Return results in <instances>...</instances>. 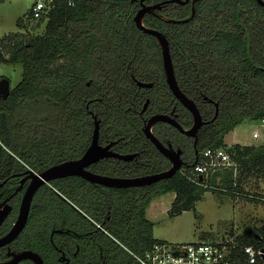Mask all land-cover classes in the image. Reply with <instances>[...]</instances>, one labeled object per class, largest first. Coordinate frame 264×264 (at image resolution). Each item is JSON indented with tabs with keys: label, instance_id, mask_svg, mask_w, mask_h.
Segmentation results:
<instances>
[{
	"label": "trees",
	"instance_id": "trees-1",
	"mask_svg": "<svg viewBox=\"0 0 264 264\" xmlns=\"http://www.w3.org/2000/svg\"><path fill=\"white\" fill-rule=\"evenodd\" d=\"M164 1L57 0L37 20L45 25L41 35L13 33L0 39V65L22 67L21 81L6 99L0 98V179L22 163L47 168L81 157L91 141L93 116L100 140L145 142L132 116L146 97L151 100L146 112L163 110V100L166 107L172 101L178 123L191 127V114L164 81L158 41L133 20L142 5ZM31 20L29 13L26 22ZM24 23L17 20L18 27ZM143 25L165 36L178 86L208 122L198 131V153L188 151L189 138L174 129L175 145L187 162L182 170L138 190L109 194V231L121 243L113 264H137L131 253L142 256L160 242L152 238L153 224L145 217L156 197L175 194L168 211L173 217L194 210L205 192L232 197L245 180H264V145L224 143L244 121L264 120V6L256 0H197L192 15L191 1L171 3L145 14ZM135 81L154 86L141 89ZM214 103L218 114L212 120ZM161 126L157 129L166 136ZM148 145L137 162L104 161L119 167L107 174L130 178L168 170L169 162ZM220 148L228 154L229 166L208 169L193 181L187 177L202 151ZM138 165L142 170L137 171ZM257 236H236L235 241L264 249V236Z\"/></svg>",
	"mask_w": 264,
	"mask_h": 264
},
{
	"label": "flooded vegetation",
	"instance_id": "flooded-vegetation-1",
	"mask_svg": "<svg viewBox=\"0 0 264 264\" xmlns=\"http://www.w3.org/2000/svg\"><path fill=\"white\" fill-rule=\"evenodd\" d=\"M160 55L162 73L166 83L162 53H160ZM137 82L135 81L136 85ZM141 83L151 84L152 86L150 88L154 86L151 81ZM137 87L141 89H150L139 87L138 85ZM163 98L164 95L162 96V99ZM150 101V98L146 97L142 108L135 113V116H132L135 118L134 125L136 128L138 127L143 134L145 142L141 141L134 143V141H130L129 143H120L119 139L110 140L107 137L102 141L100 140V135L98 138L99 146H110L108 152L120 156H131L132 158L124 161L114 156L103 157L84 166V172L102 177L128 179V177L109 176L107 174L108 171L119 167L110 163H105L104 161L115 159L134 163L141 157L143 151L145 153L149 148L150 145H148V143L155 148L151 140L144 134V129L153 116L162 114L175 118L178 122V114L175 111V105L172 101H170V105L166 107L163 100V110H153L151 107V110L146 112L150 107ZM146 102V108L143 110ZM203 121L206 122V124L208 122L205 120ZM160 125H162L161 127L163 130L166 129V136H164V133H159L157 127ZM174 129L175 127L167 122H155L151 124L150 127L153 136L159 140L165 148L175 152L178 150L180 151V159L184 163L183 167H185L187 164L184 160L185 154L180 147H176L175 145L176 136ZM188 138L189 140L185 142L188 151L192 149L195 153H198V132L196 137ZM118 144L119 146H117ZM160 155L169 162L170 168V160L161 153ZM79 158L66 160L47 168L22 163L16 165L5 178L0 179V215H3V220L0 224V264L114 263L115 255L119 252L121 243L109 231L111 216L110 206H107L108 196L112 192L133 191L134 188L138 190V187L143 186L109 187L90 182L79 175H69L39 183L38 179H40L41 174L47 169L68 161L78 160ZM132 165L133 164L130 165V168L134 167ZM142 168L143 165H138L136 167L137 171L142 170ZM149 175L153 174L139 175L130 178ZM29 196L31 198L25 224L15 236L11 237L10 233L21 214L23 201H26ZM129 200L131 201L132 198L129 197ZM22 210H24V207Z\"/></svg>",
	"mask_w": 264,
	"mask_h": 264
},
{
	"label": "rangeland",
	"instance_id": "rangeland-1",
	"mask_svg": "<svg viewBox=\"0 0 264 264\" xmlns=\"http://www.w3.org/2000/svg\"><path fill=\"white\" fill-rule=\"evenodd\" d=\"M31 4L32 0H0V39L13 33L25 38L43 33L44 23H39V20L26 22ZM18 19L25 21L21 27L17 26ZM21 75L20 65H0V80L8 79L10 89L18 85ZM252 129H256L261 134L258 142L264 143V124L247 120L242 123L234 136L232 134L226 136L227 147L234 142H249ZM241 189V192L238 191L239 194L232 197L224 192L217 194L205 192L201 200L196 203L194 210L184 211L173 217H169L166 213L173 194L162 195L150 206L149 218L153 223L152 238L169 244L219 241L230 233L245 234L248 228L254 231L255 236H264V233L259 235V231H264V180L249 178L242 183ZM233 199L243 204L244 212L234 204ZM253 210L255 212H252ZM249 234L254 237L252 233Z\"/></svg>",
	"mask_w": 264,
	"mask_h": 264
},
{
	"label": "water",
	"instance_id": "water-1",
	"mask_svg": "<svg viewBox=\"0 0 264 264\" xmlns=\"http://www.w3.org/2000/svg\"><path fill=\"white\" fill-rule=\"evenodd\" d=\"M189 1L192 2V15L194 14V4L197 0H167L161 3H157L150 6L142 5L141 8L138 10L136 15L134 16V23L138 29L141 31L153 36L158 41V44L161 49L162 53V63H163V69L164 74L166 78V83L173 94V96L177 99V101L186 108L189 113L192 116L193 124L190 128L184 129L181 127V125L175 120V118H171L166 115H155L153 116L147 126L144 129V134L147 138L151 140L155 148L165 157H167L171 162V167L163 172L156 173L149 176L144 177H138V178H128V179H120V178H111V177H102V176H96L92 175L90 173L84 172L83 167L86 165H89L92 162L97 161L100 158L108 157V156H114L116 158L122 159L124 161L130 160L131 156H120L115 155L110 152H108L109 145L106 147H101L98 144V138H99V121L97 120L96 116H93L94 120V129L92 133L91 143L86 149L85 153L82 155L81 158L78 160L68 161L56 166H53L49 169H47L43 174H41L39 183H42L43 181H48L54 178L59 177H65L69 175H79L83 178L87 179L90 182L102 184L109 187H138V186H146L150 185L156 182H159L164 179L171 178L175 173H177L181 168L184 166L183 161L180 159V151H172L167 148H165L162 143L157 140L153 134L150 131L151 124L155 122H167L175 129L179 131L182 135H185L186 137H196V134L198 130L206 124V122L203 121L202 116L199 112L198 107L196 104L189 99L179 88L177 81L175 79L174 75V69L173 64L169 52V45L168 41L165 38V36L153 29H149L143 25V17L145 14L153 13L156 10H161L162 7L166 4L171 3H177L179 5H186ZM261 6H264V0H256ZM137 85L139 87L144 88H150L151 84L141 83L137 82ZM10 94V83L8 79L3 78L0 80V98L6 99ZM204 100H207L209 103H213V101L209 100L208 98H204ZM147 102L144 105L143 110L146 108ZM215 105V115L212 120H214L218 114V104L214 103ZM30 196L26 201H23L22 208L24 207V210L21 208V214L12 229L10 236H15L24 226L26 218H27V212L29 208V202H30ZM3 220V215H0V224ZM262 252H264V249H262Z\"/></svg>",
	"mask_w": 264,
	"mask_h": 264
},
{
	"label": "built area",
	"instance_id": "built-area-1",
	"mask_svg": "<svg viewBox=\"0 0 264 264\" xmlns=\"http://www.w3.org/2000/svg\"><path fill=\"white\" fill-rule=\"evenodd\" d=\"M57 0H32L29 13L34 20L47 16ZM264 124V120H261ZM254 139L259 133L252 134ZM230 165V158L223 149H207L200 153L187 177L200 175L208 169ZM182 170V169H181ZM236 236H227L219 241H200L189 244L154 243L142 256L131 253L137 264H260L264 262L262 248L252 245L238 246Z\"/></svg>",
	"mask_w": 264,
	"mask_h": 264
},
{
	"label": "crops",
	"instance_id": "crops-1",
	"mask_svg": "<svg viewBox=\"0 0 264 264\" xmlns=\"http://www.w3.org/2000/svg\"><path fill=\"white\" fill-rule=\"evenodd\" d=\"M242 125H239V126H237V127H235L229 134H232L233 136H234V133H236V131L241 127ZM254 132H258L256 129H252V132H251V140H249V142H246V143H240V142H234V143H232L230 146H233V145H240V146H259V145H264V143H259L258 141L260 140V138H261V134L259 133V138L258 139H254L253 137H252V134L254 133ZM229 134H227V135H229ZM226 135V136H227ZM226 136H225V138H226ZM225 138H224V143H225ZM236 138H237V136H236ZM233 139H235L234 137H233ZM225 145L226 146H228L226 143H225ZM172 193V192H171ZM173 194V198H172V201L174 200V197H175V194L174 193H172ZM162 196V195H161ZM161 196H158V197H156L154 200H152L151 201V203L147 206V208L145 209V217L147 218V220H149L150 222H151V220H150V218H149V211H150V206L152 205V203L157 199V198H159V197H161ZM233 201H234V204L237 206V207H239L241 210H243V212H244V207H243V204H241V203H239V201L238 200H234L233 199ZM172 203V202H171ZM171 203H170V206H168V208H166L167 210H166V213H167V215H168V211L170 210V207H171ZM196 205V204H195ZM252 212H255L254 210L252 211ZM247 213V212H246ZM152 223V222H151ZM153 224V223H152ZM247 228V227H246ZM249 230H247L246 232H245V234H235L234 235V233H230L229 234V236H245V237H252L249 233H252L253 235H255V233H253L254 231L251 229V228H248ZM152 231H153V227H152ZM234 232V231H233ZM204 239V238H203ZM210 241H213V240H210Z\"/></svg>",
	"mask_w": 264,
	"mask_h": 264
}]
</instances>
